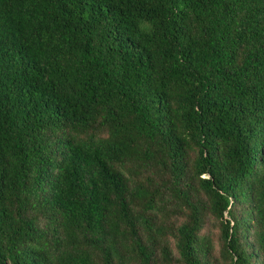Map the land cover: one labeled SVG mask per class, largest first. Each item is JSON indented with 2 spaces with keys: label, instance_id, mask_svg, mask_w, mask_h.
<instances>
[{
  "label": "trees",
  "instance_id": "trees-1",
  "mask_svg": "<svg viewBox=\"0 0 264 264\" xmlns=\"http://www.w3.org/2000/svg\"><path fill=\"white\" fill-rule=\"evenodd\" d=\"M0 264H264V0H0Z\"/></svg>",
  "mask_w": 264,
  "mask_h": 264
},
{
  "label": "rangeland",
  "instance_id": "rangeland-1",
  "mask_svg": "<svg viewBox=\"0 0 264 264\" xmlns=\"http://www.w3.org/2000/svg\"><path fill=\"white\" fill-rule=\"evenodd\" d=\"M208 232L211 234V236L213 237V241H214V245H215V249H217V242H216V240H217V229H216V227H212V226H208Z\"/></svg>",
  "mask_w": 264,
  "mask_h": 264
}]
</instances>
